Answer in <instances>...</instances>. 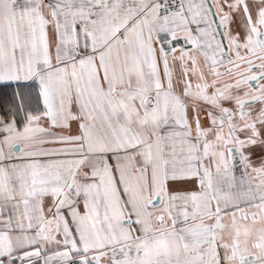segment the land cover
Listing matches in <instances>:
<instances>
[{
    "label": "snow or ice",
    "instance_id": "1",
    "mask_svg": "<svg viewBox=\"0 0 264 264\" xmlns=\"http://www.w3.org/2000/svg\"><path fill=\"white\" fill-rule=\"evenodd\" d=\"M0 264H264V0H0Z\"/></svg>",
    "mask_w": 264,
    "mask_h": 264
}]
</instances>
